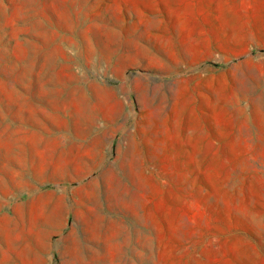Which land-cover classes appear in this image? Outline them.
Returning a JSON list of instances; mask_svg holds the SVG:
<instances>
[{"label": "rangeland", "instance_id": "1", "mask_svg": "<svg viewBox=\"0 0 264 264\" xmlns=\"http://www.w3.org/2000/svg\"><path fill=\"white\" fill-rule=\"evenodd\" d=\"M0 264H264V0H0Z\"/></svg>", "mask_w": 264, "mask_h": 264}]
</instances>
